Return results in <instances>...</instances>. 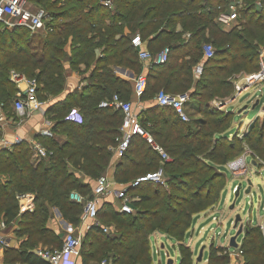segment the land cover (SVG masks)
Returning <instances> with one entry per match:
<instances>
[{
    "label": "trees",
    "instance_id": "16d2710c",
    "mask_svg": "<svg viewBox=\"0 0 264 264\" xmlns=\"http://www.w3.org/2000/svg\"><path fill=\"white\" fill-rule=\"evenodd\" d=\"M31 1L49 13L52 30L34 35L24 27L0 29L3 108L12 109L17 91L9 79L11 69L37 80V97L42 101L64 91L69 71L88 75L79 89L44 111L46 118L54 121L52 131L65 135L62 142L50 135L35 137L46 149L45 157L32 161L35 150L25 140L10 149H0V213L5 223L18 216L16 194L34 195V208L20 214L16 231L26 239L19 248L4 250L3 264H47L32 249L38 244L61 246L59 235L46 226L49 208H57L70 222L79 220L82 203L70 199L69 194L76 190L91 195L89 184L82 183L76 172L96 179L104 174L113 156L123 113L114 107H101L100 102L113 94L130 100L132 81L118 76L114 67L126 68L134 75L140 72L138 51L130 41L135 34L147 43L152 54L165 47L169 50L164 63L148 67L146 88L139 98H152L160 89L188 93L189 101L202 102L194 107L200 117L192 121L193 128L167 107H152L138 115L140 125L170 160H163L136 134L116 162L113 179L127 183L161 167L166 185L143 182L130 188L134 213H111L116 233L92 225L80 251L83 264L100 258L111 264H152L150 236L158 231L183 239L193 215L220 197L226 185L221 166L242 150L243 142L264 160V117L260 123H252L241 138H229L225 131L232 113L208 103L232 92V74L258 70V46L264 47V0L259 8L256 0H242L240 24L226 31L217 17L231 0H112V8L100 0ZM208 40L218 46L214 56L204 61L202 74L195 78L193 67L201 60L202 45ZM68 42L69 52L65 49ZM99 48L101 52L96 54ZM72 108L78 109L80 120L66 118ZM147 202H151L150 207H139ZM111 206L103 202L99 211H109ZM99 211L97 218L101 220L104 215ZM241 248L248 264H264L260 227L246 228ZM179 250V264H192L190 249L179 245ZM217 252L210 248L208 264H227L228 257Z\"/></svg>",
    "mask_w": 264,
    "mask_h": 264
},
{
    "label": "built area",
    "instance_id": "2783aa9c",
    "mask_svg": "<svg viewBox=\"0 0 264 264\" xmlns=\"http://www.w3.org/2000/svg\"><path fill=\"white\" fill-rule=\"evenodd\" d=\"M261 0H256L255 5L259 8ZM105 6H112V0H102ZM244 8L242 0H231L227 9L221 12L217 17V22L222 25L230 26L234 23L240 24L239 9ZM49 13L42 7L35 5L31 0H0V23L7 29L15 27H24L30 31L31 34L46 32L52 30L49 24ZM128 30L125 31L127 33ZM186 38L189 34L185 35ZM132 46L138 51V59L140 62H151L154 64H162L167 60L168 48L165 47L156 54L150 53L147 48H144V42L139 34L132 35L130 38ZM215 54L213 44L205 42L202 45V58L193 67V75L198 78L202 74L203 63L205 60L212 58ZM259 68L253 72H246L239 80L232 79L233 91L231 99L235 100L236 96L242 92L248 91L250 88L258 84L264 83V51L259 53ZM117 75L122 79L132 81V94L140 97L146 88L147 79L146 74H135L130 76L125 72H117ZM9 79L15 84L17 91L15 98L12 101V111L16 116L18 124L32 113L41 111L44 106V101L37 97L38 82L35 78L27 77L23 72L11 69L9 71ZM188 93H170L164 89H160L155 94L156 106L171 108L182 121H188L189 117L186 110L185 103L188 101ZM101 107L109 106L120 109L123 113L121 125L119 127L120 135L117 138V143L113 147V156L120 159L129 146V142L133 135H140L143 137L161 156L165 161L170 160L169 155L157 145L152 136L140 125L137 115L133 112L131 100H121L117 94H113L109 100L100 102ZM3 105L0 103V109ZM68 120H80L77 108H72L66 116ZM4 118L0 116V121ZM21 139L15 138L12 142L2 139L0 144L4 147L6 145L16 144ZM32 146V145H31ZM33 149L35 154L39 157L47 155L46 149L40 144H34ZM227 169L234 177L245 175L247 165L242 155L239 159L227 162ZM143 182H154L161 185H166L163 175V169L160 167L155 171L147 172L138 176L127 183H119L114 179L110 180L106 174H102L95 179L91 188V195L84 196L77 191H71L70 199L82 203L81 219L83 221H91L96 224V218L101 206V201L107 195H111L114 200L115 210L123 213H134L132 201L134 198L130 195L129 189L137 187ZM119 186L114 187L115 184ZM236 186L232 188L235 191ZM19 208L24 212L29 211V201L32 199L30 192H23L16 194ZM22 211V212H23ZM94 225V224H92ZM90 224H87V228ZM262 236L264 238V223L260 224ZM103 231L107 232L108 228L102 226ZM82 238L73 232H66L63 236L60 247L53 248H37L35 254L44 260L47 264H62L65 257H78L80 255ZM8 248V241L6 237L0 233V253ZM237 253L242 254V249L237 247ZM100 264H107L106 260Z\"/></svg>",
    "mask_w": 264,
    "mask_h": 264
},
{
    "label": "crops",
    "instance_id": "0c3cea01",
    "mask_svg": "<svg viewBox=\"0 0 264 264\" xmlns=\"http://www.w3.org/2000/svg\"><path fill=\"white\" fill-rule=\"evenodd\" d=\"M100 3L103 4L102 0H100ZM107 7H109V6H107ZM110 8H112V6ZM236 24L237 23H234L230 26L223 25V27L226 30H229L232 27L237 26ZM144 48L148 49L147 43H144ZM65 49L69 52L70 42L67 43ZM100 52H101V49L99 48V49H97L96 54H99ZM140 63H141L142 71L139 72L138 74H141V73L147 74V69L151 65V62H140ZM81 67H83V66H81ZM114 71L116 72V74H117V72H125L126 74H129L130 76L134 75L132 71H130L126 68H122V67L115 66ZM87 75H88V72H86L84 74H79V73L74 72V71H69L67 76H66V85H65L64 91L56 97H50L47 100H45L43 109L41 111H37V112L32 113L30 116L24 118L20 124L17 123L16 116L13 113L11 108L6 110L2 107L0 109V116H3L4 119L2 121H0V135H1L0 141L2 139H5L6 141L12 142L15 138H19L21 140H25L26 142L29 143V145H32V147H33L34 144H40L35 137L37 135L42 134V135H48V136L50 135L52 137L54 136V137H56L57 141L62 142L65 139V135L55 134L52 131V128L54 126V121H51L48 118H46V116L44 115V111L48 107H50L51 105L56 103L57 101L63 100L66 97L67 93L73 91L76 88L79 89L83 84H85L86 80L84 77H86ZM250 97H248V98H250ZM130 100L132 102V107H137L138 110H140V112L145 111L147 109H150L152 107H156L155 96H153L150 99L142 100V99H140V98H138L132 94ZM256 100H258L256 107L258 105H262V107L259 109V111L257 112V115L253 118V120L249 121V123H247L246 127L248 126V124L251 125L253 122H255L254 120H256L258 117H262V116L264 117V83L258 84L255 87H253V103H255ZM189 103H190V101H189ZM244 103L247 104L246 99H245ZM188 109H189V106L186 107L187 114H188ZM133 110H134V108H133ZM226 111H229V107H227ZM238 111L239 110H237V113H238ZM229 112H232V111H229ZM243 114L245 115L246 112ZM197 115H198V117H196L194 119L196 121H198V119H199V114H197ZM192 124H193L192 126L194 128L195 123L193 122ZM246 127L244 128V130H246ZM244 130L239 134H238V132H236L234 135H236L237 137H240V136H242ZM232 136H233V134H231V132H229V137H232ZM12 145H14V144L13 143L11 145L8 144V145H6V147H4L0 144V149H10L12 147ZM243 155H244V159H245V162L247 165V169H248L247 171L248 172L242 176H243L244 180H246V181L250 180L251 181V178H252L251 175L252 174L254 175L253 171H250L251 168H256V171H258V173H259V171H261L264 168H258L257 167V162L253 159V153L250 150H245V154H243ZM40 158H43V157L37 156L34 152V154L32 156V161H34V160L38 161ZM117 161H118V159L116 157L112 156L110 163L104 172V174H106L110 180L113 179L114 167H115V164ZM226 165H227V163L224 166L226 167ZM76 175L82 183L89 184V185H91V188H92V186L95 182V179H89L88 176H86L85 174H82L81 172H76ZM240 177H238V178H240ZM234 178H237V177H234V176L231 177L232 180H234ZM228 185H230V180L227 179V183H226L225 187L226 186L229 187ZM117 186H119L118 183L114 185V187H117ZM234 186L235 185H233V187ZM253 188H258L257 183L255 185H252V183H251L250 193H251V190ZM231 191H232V189H231ZM31 195H32V199L29 201H26V202L29 203L30 209L32 210L34 208V202H33L34 195H33V193H31ZM228 199H229V197H228ZM113 200H114V198L111 195H107L104 199H102L101 204L103 202H109V203H111L112 206H115V204H113ZM52 209L54 210V213L56 215H51V217L47 220L46 224H47V227L49 229L53 230L56 234L59 235L61 241H62L63 236L66 232H73L74 234L81 236L82 241H83L85 239V236H87L88 231H89L90 227L92 226V224L100 226V227L104 226L100 222L101 220H99L98 218H96V224H95L91 221H83L81 219V215L79 216V220L77 222L73 223V222L66 220L60 214V212L57 208L52 207ZM22 211L23 210L21 208H19V213L24 212V211L23 212ZM210 216H212L211 218L215 222H217L218 225L223 227L222 222H224V220L222 221L221 218H217V217H215V215H206V213H200L198 215H193L191 225H190L189 229L187 230L183 239L181 241H179V240H176L173 238L175 240V242L173 241L174 243H171V246L174 249H175V247H177L174 250V254L172 255L168 251H166V257L167 258L171 257L173 259V264H179L180 263L179 245H184V246L188 247L192 253V264H208L210 248L213 247L215 249H218V252H217L218 255H226L228 257V263L227 264H248L245 254L244 253L239 254V253H237V250H236L237 247L242 249L241 246H242V242H243V238L245 236V233L242 234L243 236H242L241 243L240 244L237 243V247L229 246V240H230L231 236L227 238L226 244H220L218 242L216 245L213 244V239L208 237V239L206 241H210V244L209 245L203 244L201 246V248H203L202 257H201L200 261L197 260L198 253H199L198 247L200 246V244L206 243V241L204 240V237H205L204 232L207 231L206 229H207V226L209 224L208 219ZM18 217H20V215H18ZM230 217H231V215H228L227 220ZM2 219H3V217H2ZM2 219H0V233L6 237V239L8 241V248H15V249L19 248L20 244L26 239V235L18 236L16 234L18 227H17V223L15 220H12L6 224L5 220L3 221ZM229 222H231V224L233 225L232 218L229 220ZM242 222H243L245 228L257 227V226L259 227L260 224L264 223V217H263V221L256 226H251L249 224V222H245V219H243V218H242ZM87 224H90L89 228H87ZM219 233H220L219 235H224V231H221ZM152 237L155 238V244H156L155 250L153 247L154 244L152 242ZM171 238L172 237L166 236L165 234L160 233L158 231L154 232L150 236V247H151V255H152L153 264H166V263H163V261L161 259V249H164V247H165L163 240L166 239L167 241H169V239H171ZM170 242H171V240H170ZM37 248H39V247L36 246L35 248L32 249V251H35ZM231 248H233L234 250H230ZM206 249L208 250L207 256L204 255V251ZM155 252H157V254H158V260L157 261H156V258L154 257ZM3 262H4V251H2L0 253V264H3ZM94 263H95L94 260H90L87 264H94ZM16 264H21V263L17 262ZM62 264H83L81 251H80V255L78 257H71V256L65 257Z\"/></svg>",
    "mask_w": 264,
    "mask_h": 264
},
{
    "label": "rangeland",
    "instance_id": "374dc122",
    "mask_svg": "<svg viewBox=\"0 0 264 264\" xmlns=\"http://www.w3.org/2000/svg\"><path fill=\"white\" fill-rule=\"evenodd\" d=\"M51 1V0H50ZM221 27L222 30L226 29L223 27L222 24L219 25ZM0 29L2 30H7V28L4 27V25H0ZM35 35V34H34ZM206 42H210L211 41H206ZM218 45L213 44L214 49L217 47ZM260 51H264V47L262 45L258 46V53ZM259 55V54H258ZM142 71V67L140 69V72ZM244 73H246V71H238L237 73H234L230 76V79H235V80H239L240 78H242V76L244 75ZM226 75V74H224ZM223 75V76H224ZM234 93V91L232 90V92L230 94H226L224 97H214L212 99L209 100V105L210 107H215L217 110L225 112L227 107H229V111H232V116L230 118L229 121V128L225 131L226 133L229 134V132H231V134H234L236 132L241 133L244 128L246 127L247 123H249V121H252L253 118L257 115V112L259 111V109L262 107V105H258L257 107H255L254 109L251 108V105L253 104V88H250L248 91L246 92H242L240 95L236 96V99L233 100L231 99V95ZM259 94V93H258ZM252 98H251V97ZM250 97V98H248ZM150 99V98H149ZM247 101V104L244 103V101ZM145 100V99H144ZM190 106L188 109V117L189 120L188 122L191 123L192 125V121H195L194 119L196 117H198V113H196L194 111V106L198 105V103H200V105L202 104V102H199V100H191L190 101ZM244 105H247V109L242 111L241 113H237V110H240L241 107H243ZM134 110L133 112L137 115L141 113L140 110H138L137 107H133ZM239 108V109H238ZM246 114L244 115L243 113ZM200 117V116H199ZM263 119L262 117H258L256 120H254L256 123H260ZM254 123V122H253ZM250 128V124H248V126L246 127V130H244L243 134H245ZM242 134V136H243ZM242 136H240L239 138H241ZM231 138V137H229ZM224 139H221L220 141H222ZM231 141V140H228ZM243 148L240 152L238 153H234L233 157L231 158L230 161L231 162L233 160L239 159L243 154H245V150H250L252 152V150L250 149V147L243 142L242 143ZM240 146V145H239ZM253 159L257 162V167L258 168H264V160L262 158H260L259 156H257V154H255V152L253 151ZM221 172H223L225 174V180L227 183V179L230 180V185H228L229 187H224V190L221 191L220 193V197L218 198V200H213L211 201L212 203H209L208 206L206 207V209H204L203 211L199 212L200 213H206V215H215V217L217 218H221L222 221L224 220L223 223V227H221L220 225L217 224V222H215L210 216L209 217V224L207 226V231L204 232L205 237L204 240L206 241L209 238L213 239V244L216 245L218 242L220 244H226L227 238L232 236L235 233V230L232 229V224L231 222H229V220L232 218V221L234 219V216L236 214H239L243 219H245V222H249V224L251 226H256L259 223H261L263 221V217H264V169H262L261 171H256V168H251L250 171H253L254 175H251V183L252 185H255L257 183L258 188H253L251 190V193L249 192L248 194H245L244 191L247 188V181L244 180L243 176H241L240 178H234V180L231 179L232 175L230 173V171L225 167V166H221ZM248 170V169H247ZM246 170V173L248 172ZM92 179V178H89ZM232 180V181H231ZM90 181V180H89ZM238 184H241V189L239 192V195L237 197V199L235 200V204L233 208H230V205L233 202V198H234V191H231L233 185L237 186ZM89 190L91 193V185H89ZM76 191V190H74ZM229 197V199H228ZM151 202H147V203H142L139 207H150ZM111 210L107 211L106 209H101L100 215H104V218L101 219V223L105 226L108 227L109 230L108 232L111 233H116V225L115 222L113 220H111V213L112 212H116L115 207L111 206ZM259 208V209H258ZM21 213L18 212V215H20ZM197 214V215H198ZM2 213H0V219H2ZM47 215H49V218L51 217V215H56L54 213V210L52 208L48 209V213ZM195 215V214H194ZM231 215V217L227 220V216ZM48 218V219H49ZM19 217L17 216V218H15V221L17 223V227L19 225ZM47 219V220H48ZM4 221V219H2ZM47 226V224H46ZM221 231H224V235H219ZM156 232V231H154ZM153 232V233H154ZM242 234H240L237 239L236 242L238 244L241 243L242 240ZM171 240V242H170ZM175 240L173 238L169 239V241H167L166 239L163 240V243L165 245L164 249H161V259L163 261V263H166L167 257H166V251H168L170 254H174V250L177 248L175 247V249L171 246V243H174ZM152 242L154 244V250L156 249V244H155V238L152 237ZM203 244L209 245L210 241H206V243H202L200 244V246L198 247V252L199 249L201 248V246ZM37 247H44V248H53L54 245L53 244H38ZM230 250H234L233 248H231ZM204 255L207 256L208 255V250L206 249L204 251ZM154 257L156 258V261L158 260V254L157 252H155ZM171 258V257H170ZM105 258H100L97 260H94L95 263L94 264H100L101 261H103ZM107 264H111V263H107ZM153 264V262H152Z\"/></svg>",
    "mask_w": 264,
    "mask_h": 264
},
{
    "label": "water",
    "instance_id": "95a60500",
    "mask_svg": "<svg viewBox=\"0 0 264 264\" xmlns=\"http://www.w3.org/2000/svg\"><path fill=\"white\" fill-rule=\"evenodd\" d=\"M258 103V100L255 101V103H253L251 105V108L254 109L256 107ZM247 109V105H244L243 107L240 108V110L238 111V113H241L242 111L246 110ZM247 188L245 189L244 193L245 194H248L250 192V189H251V181L250 180H247ZM240 189H241V184H238L236 186V189L234 191V198H233V202L232 204L230 205V208H233L234 207V204H235V200L237 199L238 195H239V192H240ZM232 229L235 230V233L234 235H232L230 237V240H229V246L231 247H237V242H236V238L240 235V234H244L245 231H246V228L244 227V224L242 222V217L239 215V214H236L234 216V220H233V225H232ZM163 247V246H162ZM202 252H203V248H201L199 250V253H198V257H197V260L200 261L201 260V257H202ZM166 264H173V259L168 257L167 260H166Z\"/></svg>",
    "mask_w": 264,
    "mask_h": 264
}]
</instances>
